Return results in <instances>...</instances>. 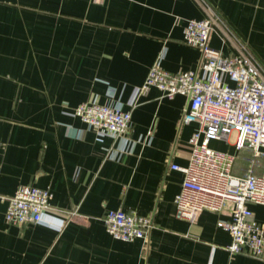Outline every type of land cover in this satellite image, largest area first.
Here are the masks:
<instances>
[{"label": "crops", "instance_id": "1", "mask_svg": "<svg viewBox=\"0 0 264 264\" xmlns=\"http://www.w3.org/2000/svg\"><path fill=\"white\" fill-rule=\"evenodd\" d=\"M207 7L219 17L210 46L224 55L244 46L264 69V0H0V264H264L227 252L217 223L229 206L193 223L175 216L183 174L170 167L187 166L197 129L182 125L187 99L151 87L128 106L158 56L168 72L199 71L183 32ZM93 101L131 111V145L117 159L109 153L122 142L67 114ZM236 156L242 175L250 152ZM20 186L52 194L45 224L5 222V198ZM248 207L264 225V207ZM110 210L149 218L148 240L109 236Z\"/></svg>", "mask_w": 264, "mask_h": 264}, {"label": "built area", "instance_id": "2", "mask_svg": "<svg viewBox=\"0 0 264 264\" xmlns=\"http://www.w3.org/2000/svg\"><path fill=\"white\" fill-rule=\"evenodd\" d=\"M217 21L218 15L207 7L205 17L186 22L183 41L199 49V71L168 72L161 67L158 56L142 85L133 89L128 106L133 109L151 87L167 99L175 96L187 99L181 122L195 124L197 129L188 141L187 166L170 167L183 174L180 191L174 198L175 216L193 223L201 212L222 213L229 206L230 219L217 223L218 228L230 235L227 252L263 258L264 225L254 220L248 206L264 207V69L244 46L237 55H224L210 46V33ZM67 114L79 119L87 131L122 142L119 149L110 151L113 159L125 154L131 145L128 139L131 111L93 101L80 104ZM232 133L237 153L250 152L242 175L233 173L236 155L208 148L211 140L229 144ZM260 161L261 172L256 173ZM51 199L48 190L20 186L14 195L5 198V222L16 227L45 224ZM102 221L106 233L121 242H146L153 228L149 218L122 210L107 211Z\"/></svg>", "mask_w": 264, "mask_h": 264}, {"label": "rangeland", "instance_id": "3", "mask_svg": "<svg viewBox=\"0 0 264 264\" xmlns=\"http://www.w3.org/2000/svg\"><path fill=\"white\" fill-rule=\"evenodd\" d=\"M235 144V133H232L229 137V144L225 143L222 140H211L208 143V148L210 150L226 153L232 156L237 154V150L234 147Z\"/></svg>", "mask_w": 264, "mask_h": 264}]
</instances>
